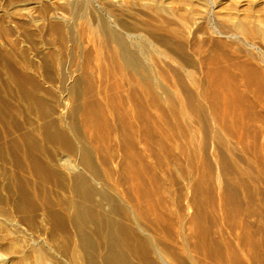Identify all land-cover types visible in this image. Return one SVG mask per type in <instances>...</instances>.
Here are the masks:
<instances>
[{
  "label": "bare ground",
  "instance_id": "1",
  "mask_svg": "<svg viewBox=\"0 0 264 264\" xmlns=\"http://www.w3.org/2000/svg\"><path fill=\"white\" fill-rule=\"evenodd\" d=\"M0 264H264V0H0Z\"/></svg>",
  "mask_w": 264,
  "mask_h": 264
}]
</instances>
